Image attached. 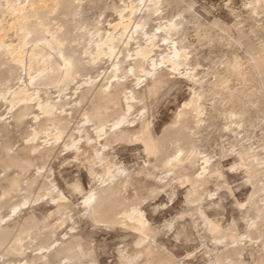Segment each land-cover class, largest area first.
<instances>
[{
  "label": "bare ground",
  "instance_id": "bare-ground-1",
  "mask_svg": "<svg viewBox=\"0 0 264 264\" xmlns=\"http://www.w3.org/2000/svg\"><path fill=\"white\" fill-rule=\"evenodd\" d=\"M175 6L176 14L170 15L166 12L165 8ZM249 7L251 13L257 15L259 10L263 11L264 0H253ZM99 8L115 12L118 19L105 26L100 17L95 16L96 14L90 15V11ZM0 13L10 16L6 22L0 18V69L5 65L10 69L25 72V77L21 76L19 87L12 92L8 101L11 109L18 107L13 109L8 117L11 122L7 119L3 120L1 131H4L8 137L12 132L10 125L21 127L31 114L34 121V127L27 133L28 139L26 138L27 141L22 147L10 153L2 144L0 148L2 166L6 169L16 168L22 173L27 171L35 161L51 157L64 134L69 132L68 140L64 138L63 147L72 150L77 158L83 157L89 162V173L99 182L98 187L89 190L81 201L84 215L94 221L131 229L138 234L134 249H118L119 264H181L182 262H179L174 254L158 247L156 240L158 232L141 207L139 200L142 198L138 199L136 195L137 198L130 200L122 193V189H126L128 184L140 182L137 179L140 173L145 177L153 178L155 182L157 180L163 188L171 187L175 182L183 179L190 184L188 201L198 202L192 210L195 216L193 221L197 226H202L205 234L213 236L211 239L214 250L212 249L211 253L216 251V254H213L215 258L207 264H245V259L241 257L243 251L248 246L250 249L253 248L256 238L252 237L251 233L247 235L235 233V229L227 234L210 218L201 203L204 194L209 190L208 184L224 177L221 170L222 162L214 160L215 156L202 148L204 141L209 142L207 139L210 138L207 136L214 127L204 100L207 99V92L211 93L215 103L219 101L218 95L226 93L230 94V99H240L237 87L235 91H238H234L237 95L230 90L227 76H231L232 73L239 80V77L244 75V64L234 53L233 59L228 58L229 62L224 65L227 76L223 74L224 72L214 69L215 78L208 81L211 86L206 90L204 82L210 73H202L190 65L191 54L197 48L191 49L189 45L182 43L189 37V25L193 23L197 39L201 43L218 37L228 40L230 46H234L235 42L239 45L240 39L232 40L230 30L232 27L221 25L218 21L210 24L202 21L195 9V3L191 0H0ZM51 19L60 20L61 23L59 22L56 27ZM153 22L157 24L154 25ZM236 29L240 38L248 37L243 28L236 27ZM10 31H14L17 35V42L7 41ZM253 33L255 32H251ZM249 42L251 41L246 42L247 45ZM164 46L169 48L168 52ZM247 52L250 55L248 62L253 68L260 65L264 67L263 45L249 44ZM176 71L178 75L181 73L199 84L200 89H197L190 99L184 101L175 121L165 129L163 135L156 137L153 122L149 117L147 100L154 98L167 84L170 75ZM84 77L87 78L83 79ZM49 87L58 89L57 98L52 96ZM69 90L70 92L66 93ZM64 92L65 95H62ZM246 92L248 93L247 90ZM78 114L83 116L82 120L80 119L81 124L73 126ZM242 121H232L231 123H236V128L233 124L225 130L232 132L230 134L239 132L237 128H240L239 123ZM51 128L54 130V133L51 132L54 141L41 137L44 141L41 143L40 134ZM244 136L242 139L237 136L241 140L236 137L232 145H239L242 140L249 141V135ZM130 141L143 143L145 151L156 159V163L149 161L147 168L143 167L140 173L131 170L130 172L124 166H119L114 160L115 152L112 150L116 144ZM43 143L45 146L41 147ZM252 145L241 144L237 154L244 160L243 166L246 170L244 171L248 173V177L255 181H263V185L259 188L263 191L264 155L258 150V146L249 153ZM170 146L171 149H168ZM246 152L250 155L248 158H243L242 154ZM159 169H163L164 175H157L156 171ZM49 173V170L39 166L37 174L28 180L24 189L31 192L33 188L41 187L49 178ZM5 181L7 188L2 195L21 187L18 177ZM54 187V190L46 194L48 200L56 207L50 212L48 219L40 221L35 214H32L21 221L10 219L13 220L12 223H1L0 247L10 242L9 247L6 246V255L24 256L27 253L30 242L24 243L23 236L32 228L38 227L40 231L43 230V235L38 234L44 242L52 235L54 229H58L56 227L74 219L72 201L62 190H59L60 188ZM8 199L9 197L7 201L5 199L0 201V209L5 202H9ZM16 206L19 204H14L12 207ZM56 214H60L61 218L53 223L50 218ZM263 218L264 216L260 222L253 219L250 226L252 232L258 231L257 226L262 225ZM74 228L72 225L70 229L74 230ZM38 229L35 231L38 232ZM35 237L39 238V236ZM261 242L264 247V239ZM262 250L264 261V248ZM63 252L71 258L82 260L91 254L85 250L82 238L71 231L63 246L50 254L41 252L36 258L45 260L44 264L45 262L47 264L49 257L54 258Z\"/></svg>",
  "mask_w": 264,
  "mask_h": 264
},
{
  "label": "rangeland",
  "instance_id": "rangeland-1",
  "mask_svg": "<svg viewBox=\"0 0 264 264\" xmlns=\"http://www.w3.org/2000/svg\"><path fill=\"white\" fill-rule=\"evenodd\" d=\"M191 1L195 3V9L202 21L209 24L214 21H218L221 25L232 27L230 28L233 36L232 40L240 39L241 43L237 45L236 42L233 41L235 42V45L230 46L228 40L218 39L215 34L213 35L216 39H208L209 42H212L209 43L205 40L201 43L197 39V33L193 23H191L192 25H189V37L182 41L183 44L189 45L191 49H194L195 47L197 48V50H194L191 54L190 65L193 66V68H197V70L202 73L209 72L210 75L206 77L207 79L205 78L208 82L214 80L215 77L213 72H215V70L220 71L221 73L224 72V75L226 74V66L224 65L227 64L229 60L233 59L234 53L239 56L240 60L242 59L241 62L244 64V75L243 77H239V80H237L238 78L235 74L232 75V73H230L231 76H227L226 74L228 84H230V90L234 92L237 87L239 90H237L239 92L237 94L240 95V99H230V94L226 93L224 95H218L217 98L219 101L215 103V99H213L211 93L207 92V99H205L206 101L204 100L207 112H209L208 116L212 117L213 125L216 128L212 127L213 129H210L211 135H206L210 138L207 139L209 142L204 141V143H202V148L211 155H214V160L216 159L217 161L222 162L221 170L224 173V177H221V180H213L208 184L207 189L209 188V190H207L206 194H204L201 203L210 218L219 224L223 231L227 234L233 232L234 229L235 233H240L241 235L251 233V236L256 238L253 248L251 247L250 249L249 246L246 247L241 257L245 259V264H264V261L262 260V248L264 247L261 242L264 239V221L262 222V225L257 226L258 231L255 232L254 230L252 232L250 229L253 219L260 222L264 216V190H259V188L263 185V181L256 180L258 182L256 183L255 179L253 180L250 176L249 177L251 179L248 177V173H245V166H243L244 160L237 154L241 144H253L252 148H250L251 150L248 152L252 153V150L259 147L258 150H260L264 155V67L260 65L257 66L258 68L256 66L253 68L248 62L250 55H248L247 52L249 44L252 43L253 45H263L264 47V8L263 11H261V9L257 15H255L251 13V9L249 7L250 2L253 0ZM99 9H94V11L92 10L93 12L90 11V15L96 14L95 16L98 18L100 17V20L105 23V26H107L109 22H114L118 19L115 12ZM165 9L166 12L170 13V15H174L177 12L176 6L174 8L167 7ZM101 14L102 16H100ZM9 17L10 16L8 14L0 13V18L3 19L4 22L8 21L10 19ZM54 20L55 19L51 22L54 26L56 25V27H58L57 24H59V22L61 23V21ZM155 23L157 24V22H153L154 25ZM236 27L243 28V30L248 34V37H242L243 40H241L242 38H240ZM251 32L255 33L251 34ZM8 38L7 41L12 40L13 42H17L16 38L18 37L14 31H10ZM246 39L252 43L249 42L247 45L248 41ZM206 41L208 45L206 44ZM165 48L168 52L169 48ZM104 66H107V64H104ZM183 67H181V71H183ZM101 72L103 71L101 70ZM174 73L170 75L169 81L161 88L160 91H158L156 96L147 100L149 117L153 122L152 126L156 137H158V135L160 137L163 135L165 129L175 121V118L181 110L184 101L190 99L194 92L197 91V89H200L199 84L193 82L191 79H188L185 75H182L181 73L178 75L177 71ZM21 76L25 77V72H23V70L17 71L15 69H10L5 65H3L0 69V148L5 145L6 151L10 153L15 152L26 143L28 139L27 133L34 127V121L32 120L33 114H31L21 127L18 128L10 125V130L12 129V132L8 137H6L4 131H1L3 120L7 119L8 122H11L12 120L8 117L18 107H14V110L11 109V105L8 101L12 92L19 87L21 83L19 81ZM26 78L28 77L26 76ZM85 78L87 77H84L83 79ZM262 81L263 83H261ZM205 82L204 87L208 90L211 85L209 82ZM244 84L246 85L244 86ZM48 90L52 92V96L54 98L59 96L58 89L49 87ZM68 92H70V90L66 91V93ZM63 94L65 95V92L62 93V95ZM4 98L7 99L5 100ZM150 102L151 104L149 105ZM69 107L70 106H68V108ZM82 118L83 116L78 114L77 119L73 122V126L80 125V119L82 120ZM234 120H243L239 123L242 130L237 128L239 132L236 131L235 133L230 134L232 132L225 130V128L229 125L233 126V124L236 128V123H231ZM52 130L53 128L48 129L45 133H41L39 138H48L51 142H53L54 138L51 132L54 133V130ZM220 130L223 133H221ZM208 133L209 131L207 134ZM241 134H243V136L246 135V137L249 135V141L242 140L243 142L241 141V144L238 143L239 145L233 146L232 144L235 142L234 139L237 136L242 139L243 136ZM68 135L69 132L64 134L63 138L59 141V146L53 152L51 157L45 160L35 161L34 165L23 173L16 168L6 169L0 163V201H4V199L6 200L8 197L10 199H8V203L5 202V205L2 207L3 209H0V214L2 215H0V225L4 222L12 223L13 220L10 221V219L21 221L32 214H35L40 221H43L45 218L48 219L50 212L54 211L56 207L52 204V202H50V200H48V196L46 194L51 192V190H54V186H56L57 189L60 188L59 190H62V192L70 198L72 205H74L72 207L74 219L68 220L63 226L56 227L58 229H54L55 232L53 230L51 233L52 235L48 236L44 242L40 239V235H43L42 233L44 232H42L43 230L40 231L38 227L32 228L29 231L30 233L27 232L24 234V243L30 242V246L26 250L27 253L24 256L6 255V246L8 248L10 242H6L8 244L4 243V245L0 247V264H44L45 260L37 259V254L44 251L47 252V254H50L63 246L65 239L71 231L74 235H78L82 238L85 250L91 252V254L82 260L79 258H71L63 252L54 258L49 257L50 259L47 260V264H119L118 249L126 248L127 250H132L136 247L135 242L138 239V234L136 232L131 229L111 226L107 223L94 221L91 217L84 215L81 201H83V197L89 190L98 187L97 185H99V182L97 178H94L89 173V162L85 161L83 157L77 158L76 154L73 153L72 150L70 151L68 148L63 147L64 138H69ZM6 138L7 142L5 143ZM42 138L39 139V141L42 140L41 143L44 142ZM68 138L66 140H68ZM44 146L45 143H43L41 147ZM168 149H171V146ZM112 152H115L114 160L118 162L119 166L122 165L129 171H135L134 173H140L144 168H147L146 166H148L149 161L152 163L155 161L156 163V159L147 154L144 144L141 142L130 141L116 144ZM249 153L246 152L242 154L243 158H248L250 155ZM39 166L44 167V170H49L50 176L45 180L41 187L37 186L29 192V190L24 188L27 186L28 180L37 174ZM156 172L158 176H162V174L164 175L163 169H159ZM15 177H18L20 180L21 187H19L18 190L11 191V193L9 192L8 194L2 195L7 188L5 180ZM224 178L226 179L225 181ZM137 179L140 182H135L132 185L128 184L129 186L127 185L126 189H122V193L130 200H133L134 197L137 198V196L139 197L138 199L142 198L139 200L141 202V207L145 211L153 228L156 232H158V236L156 237L158 247L163 250L166 249L170 253L174 254L179 262L182 261L181 264L183 262L186 264H207L213 260L215 258V255L213 254H216V251L211 253V250H214V244L211 239L213 236L205 234L202 226H197L193 221L195 216H193L192 210L198 202L188 201L187 195H189L188 191L191 189L190 184L183 179L175 182L171 187L163 188L157 183V180L155 182L153 178L145 177L143 173H140ZM48 182L52 183L49 184ZM133 185L135 186L133 187ZM224 185L225 187H223ZM252 200L254 201V205L252 204ZM14 204H19V206L15 207L17 208L16 211H14L15 208L12 207ZM256 206H261L262 208L257 209ZM190 213L192 214L190 215ZM60 218L61 215L56 214L50 219L54 223V221H57ZM72 225L75 227L74 230L70 229ZM170 225L172 227H170ZM35 229H38V232L37 230L35 231ZM66 232L67 236H65ZM35 236H39V238H36ZM40 241L43 246L40 244Z\"/></svg>",
  "mask_w": 264,
  "mask_h": 264
}]
</instances>
